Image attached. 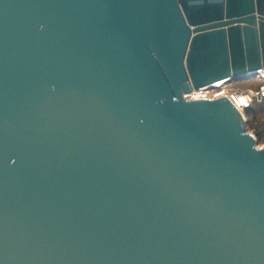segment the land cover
Segmentation results:
<instances>
[{
  "label": "water",
  "instance_id": "obj_1",
  "mask_svg": "<svg viewBox=\"0 0 264 264\" xmlns=\"http://www.w3.org/2000/svg\"><path fill=\"white\" fill-rule=\"evenodd\" d=\"M264 0H0V264H264V147L229 97Z\"/></svg>",
  "mask_w": 264,
  "mask_h": 264
},
{
  "label": "built area",
  "instance_id": "obj_2",
  "mask_svg": "<svg viewBox=\"0 0 264 264\" xmlns=\"http://www.w3.org/2000/svg\"><path fill=\"white\" fill-rule=\"evenodd\" d=\"M230 82L225 80L217 81L212 87L203 86L199 89H192L188 94H185L186 99L189 100H203L211 98H220L227 96L234 103V105L243 113H245L255 101H262L264 99V86L259 91H240L234 90L230 87Z\"/></svg>",
  "mask_w": 264,
  "mask_h": 264
},
{
  "label": "rangeland",
  "instance_id": "obj_3",
  "mask_svg": "<svg viewBox=\"0 0 264 264\" xmlns=\"http://www.w3.org/2000/svg\"><path fill=\"white\" fill-rule=\"evenodd\" d=\"M230 85L234 90L257 92L264 86V79L260 77V74H255L248 78L231 81ZM252 106L251 114L248 115L245 112L247 129L257 137L258 146L264 147V102L263 100L255 101Z\"/></svg>",
  "mask_w": 264,
  "mask_h": 264
},
{
  "label": "bare ground",
  "instance_id": "obj_4",
  "mask_svg": "<svg viewBox=\"0 0 264 264\" xmlns=\"http://www.w3.org/2000/svg\"><path fill=\"white\" fill-rule=\"evenodd\" d=\"M256 74H260V77L262 78V79H264V71H258V72H256ZM228 80H225V82H227ZM209 88L210 87H212V85H209L208 86Z\"/></svg>",
  "mask_w": 264,
  "mask_h": 264
},
{
  "label": "trees",
  "instance_id": "obj_5",
  "mask_svg": "<svg viewBox=\"0 0 264 264\" xmlns=\"http://www.w3.org/2000/svg\"><path fill=\"white\" fill-rule=\"evenodd\" d=\"M263 102H264V99H263ZM252 107H253V106H251V107L246 111V113H247L248 115L252 113V111H253V110H252Z\"/></svg>",
  "mask_w": 264,
  "mask_h": 264
}]
</instances>
